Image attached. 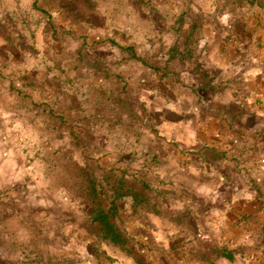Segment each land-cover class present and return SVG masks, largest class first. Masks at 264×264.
Listing matches in <instances>:
<instances>
[{"label":"rangeland","instance_id":"374dc122","mask_svg":"<svg viewBox=\"0 0 264 264\" xmlns=\"http://www.w3.org/2000/svg\"><path fill=\"white\" fill-rule=\"evenodd\" d=\"M228 1L0 0V264L123 250L107 209L118 214L108 198L127 182L99 159L153 129L158 85L180 81L167 66Z\"/></svg>","mask_w":264,"mask_h":264},{"label":"crops","instance_id":"0c3cea01","mask_svg":"<svg viewBox=\"0 0 264 264\" xmlns=\"http://www.w3.org/2000/svg\"><path fill=\"white\" fill-rule=\"evenodd\" d=\"M221 16L167 66L180 81L158 85L138 147L99 159L127 183L107 209L124 251L97 264H264V0Z\"/></svg>","mask_w":264,"mask_h":264}]
</instances>
